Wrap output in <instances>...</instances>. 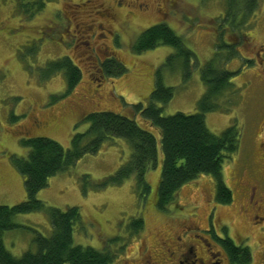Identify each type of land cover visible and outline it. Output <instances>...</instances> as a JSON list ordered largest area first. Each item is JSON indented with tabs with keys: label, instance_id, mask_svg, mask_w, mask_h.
I'll list each match as a JSON object with an SVG mask.
<instances>
[{
	"label": "rangeland",
	"instance_id": "obj_1",
	"mask_svg": "<svg viewBox=\"0 0 264 264\" xmlns=\"http://www.w3.org/2000/svg\"><path fill=\"white\" fill-rule=\"evenodd\" d=\"M257 1L258 9L251 18L237 20L243 25L236 33L253 31L255 44L247 53V47L240 46L239 51L227 47L238 40L229 21L223 19L225 0H50L30 18L18 12L16 0H0V206L12 207L26 199L24 179L14 165L27 156L21 139L47 138L67 150L74 134L87 130L86 116L97 112L132 116L133 105H147L158 79L163 87L173 88L172 99L166 105L158 104L163 116L198 113L206 88L201 70L213 62L218 69L232 73V78L230 88L213 102L217 108L205 113L206 127L220 135L235 126L240 136L237 153L222 168V180L232 190L234 202L216 214L221 221L235 218L242 199L238 159L255 154L252 161L256 165L264 152V88L255 78V66L244 61L254 58L264 42V0ZM107 10L114 14L113 19L105 17ZM160 23L181 38L196 63L191 59L187 68L184 56L168 46L132 52L139 35ZM99 28L120 35L112 42L108 35L102 38L104 31ZM111 55L125 71L104 77L97 65ZM169 57L173 58L169 61ZM63 58L80 71L79 81L67 94L63 72L44 77L47 64ZM136 122L150 129L158 141L159 167L145 176L148 193H143L134 177L119 185H101L131 153L126 141L114 138L97 154L86 155L68 171L51 177L36 195L37 200L61 211L77 207L81 222L74 227L73 245L108 251L114 256L111 264H140L144 245L154 249L163 242L171 245L174 234L191 221L206 228L211 209L208 201L214 192L211 178L202 176L183 186L172 204L158 209L159 134L139 118ZM137 218L142 219L143 228L133 233L132 222ZM14 223L18 228L5 231L2 241L15 257L34 252L37 235H51L49 219L43 213L18 215ZM232 228L236 234L241 232L237 221Z\"/></svg>",
	"mask_w": 264,
	"mask_h": 264
},
{
	"label": "trees",
	"instance_id": "obj_2",
	"mask_svg": "<svg viewBox=\"0 0 264 264\" xmlns=\"http://www.w3.org/2000/svg\"><path fill=\"white\" fill-rule=\"evenodd\" d=\"M46 1L50 0H16L17 10L30 18L44 8ZM225 6L226 15L223 19L229 21L230 28L236 33L243 25L238 23L239 19L244 21L251 18L258 9V1L225 0ZM159 46L171 47L184 56L185 66L191 59L197 62L181 38L164 23L144 30L132 44L131 50L139 54ZM170 58L173 57H169V61ZM218 68L209 62L201 70V81L206 88L198 104V113L188 115L178 112L163 116L158 104L166 105L172 99L173 88L163 87L158 79L147 105H133L130 112L132 116L113 112H97L86 116L85 120L89 123L87 130L74 134L67 150L47 138L21 139V145L28 149L27 156L15 160L14 165L24 179L26 199L12 207L0 206V264L112 263L114 256L108 251L73 245L74 227L81 222L77 207L61 211L37 200L36 195L47 187L51 177L68 171L86 155L97 154L114 138L126 141L131 153L128 161L113 176L104 179L101 185H119L123 180L134 177L142 185L143 193H148L150 187L145 183V176L159 167L158 141L150 129L142 128L136 122V118L149 124L159 134L162 161L155 193L158 209L164 210L175 201L183 186L202 176L214 179L216 201L228 205L231 193L223 183L222 168L224 162L231 159L239 149V131L231 126L220 135H214L207 129L204 120L207 111L217 108L213 102L231 86L232 73ZM100 70L104 77L118 76L124 73L125 68L114 58H109L101 63ZM58 72H63L66 78L67 94L79 81L80 71L71 60L63 58L47 64L44 77L48 78ZM30 213H43L48 217L51 235H37L33 240L35 251L28 250L20 257H15L5 249L2 235L5 231L18 228L14 223L16 216ZM142 228L141 218L132 222L133 233Z\"/></svg>",
	"mask_w": 264,
	"mask_h": 264
},
{
	"label": "flooded vegetation",
	"instance_id": "obj_3",
	"mask_svg": "<svg viewBox=\"0 0 264 264\" xmlns=\"http://www.w3.org/2000/svg\"><path fill=\"white\" fill-rule=\"evenodd\" d=\"M138 8L142 10L141 6ZM105 17L113 19L114 14L107 10ZM103 31L102 38L104 39L105 35H108L112 42L119 34L109 28ZM242 31L233 33L238 44L228 42L227 47H233L237 51L240 46L247 47L248 50L245 52L248 53L250 47L255 44L253 31L249 29ZM259 47L254 52V58H247L249 60L244 61L255 66L254 71L257 72L255 78L259 79V83L264 88V42ZM109 58H114V56L101 59L97 65V71L101 72V63ZM261 127H264V117ZM254 155L253 157L252 154L245 155L242 159H238L239 163H235L239 164L237 169L242 192L241 205L235 218H229L227 221L217 219L218 209L230 207L234 202V196L232 190L225 185V188L231 193V202L228 205L219 204L216 201L215 182L210 177L214 184V192L208 201L211 209L207 216L206 228L196 226L194 221H191V225L188 226L182 225V223L179 234H174V241L171 245L163 242L161 245H156V249L144 245L139 254L140 264H264V152L258 155L260 161L256 165L252 161ZM235 221L238 222L241 230L237 234L232 228ZM215 227L216 233L214 232ZM123 264L129 263L123 261Z\"/></svg>",
	"mask_w": 264,
	"mask_h": 264
}]
</instances>
